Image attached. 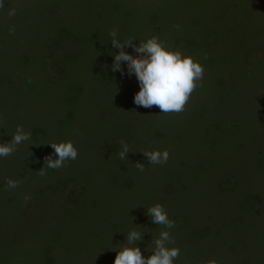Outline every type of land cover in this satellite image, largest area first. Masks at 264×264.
<instances>
[{
    "label": "trees",
    "instance_id": "1",
    "mask_svg": "<svg viewBox=\"0 0 264 264\" xmlns=\"http://www.w3.org/2000/svg\"><path fill=\"white\" fill-rule=\"evenodd\" d=\"M212 2H217L215 9H204L196 0H3L0 51L7 37L12 45L0 56V106L16 118L10 122L12 130L23 126L31 139L23 149L18 145L12 155L0 159L4 185L0 187V264H21L24 247L42 238L48 228L35 226L33 218L43 207L50 208L51 251L69 243L81 224L89 170L81 171L79 166L87 160L98 163V175L108 177V191L121 195L117 203L121 208H129V200L135 201L130 195L139 196L140 187L147 191L146 210L156 203L163 205L175 227L160 225L162 230L173 239L191 241L195 248L185 251L183 263L216 259L219 264H231L235 258L241 264H264V228L255 229L264 226V30L255 26L259 21L264 26V0ZM252 3L256 7L244 20L251 30L235 31L232 16L245 14V7ZM113 29L121 42L134 39L137 45L152 36L165 37L169 48L199 61L206 76L213 73L211 84L218 95L225 92L218 62L227 54L229 43H238L247 94L239 99L235 113L228 114L208 113L197 89L184 113L162 114L156 106H137L135 75H128L126 63L121 65L124 74L112 70L114 54L119 52L108 43ZM124 51L137 55L130 46ZM40 98L41 104L50 99L49 126L29 116L31 108L40 107ZM88 115L99 118L97 139L89 137L94 129L84 120ZM48 127L50 143L70 140L78 151L77 158L66 161L62 169L44 167L45 159L34 155L49 141ZM109 132L112 135L106 137ZM14 133L0 143L9 142ZM121 141L131 150L125 160L118 155ZM165 149L169 152L165 167L144 186L146 176L134 166L142 163L148 172V159L141 151ZM27 154L31 161L24 158ZM50 155L57 158L54 152ZM221 155L227 158L224 163L219 161ZM43 167L41 176L38 171ZM25 172L29 175L23 176ZM8 179L18 181V187L8 189ZM98 203L91 201V208ZM193 208L201 209L203 215L193 214ZM149 217L146 214V220ZM123 221L103 225L110 236L117 237ZM208 222H216L212 230ZM245 237L251 238L253 246L238 248ZM118 244H127L123 235ZM215 244L217 248H211ZM242 250L244 256L238 258L236 253ZM48 260L46 264H54L52 258Z\"/></svg>",
    "mask_w": 264,
    "mask_h": 264
},
{
    "label": "rangeland",
    "instance_id": "2",
    "mask_svg": "<svg viewBox=\"0 0 264 264\" xmlns=\"http://www.w3.org/2000/svg\"><path fill=\"white\" fill-rule=\"evenodd\" d=\"M212 1L213 0H196L197 4L198 2H200V4H203L201 6L204 9H215V5L217 4V2H212ZM207 2L210 3L212 6ZM255 7L256 4L252 3L249 9L245 7V10L247 11L245 14L241 15L240 13L241 11L239 10L240 12H237L232 16V26L235 31L237 30L238 32L241 31L243 33H246L245 30L247 32L251 30L252 27L248 26V21L246 22L244 20L247 19L249 14H251L249 10ZM209 24L210 23L208 22L206 26H209ZM255 26H257V30H264V26H262V23L260 21L258 22V25ZM107 37H109V40L111 39L109 35ZM164 38L165 37L162 36L160 37V40L164 41L165 40ZM6 40L7 42L5 43L4 49L0 51V56L6 55L10 50L8 47L12 45V42H10V37H7ZM108 43L111 44V42ZM248 43L250 45L252 42L250 41ZM229 44L231 46H227L225 48L226 50H228L227 54L223 56V60H221V62L220 61L218 62L221 64L222 76L224 77L223 83L225 86L224 88L225 92L222 95H218L219 93L215 92L211 84V78H212L211 76L213 74L212 72H208L207 76L204 74L202 81L199 82L200 86L196 88L200 97L198 100L204 106V108L208 113H217V112H226V114H228V112L235 113L236 107L240 106L239 99L244 94H247L245 85L243 84L245 81L244 76L246 74L245 73L246 71L244 69L243 59H241L242 55L240 52V48H237L238 43L231 42ZM253 48L256 47L253 46ZM14 55L16 56L17 54ZM14 55H12V57ZM2 64L3 63L0 61V66H2ZM95 90L97 91L96 93H98L99 85L95 86ZM49 98H47V100L42 104H41L42 98L37 100L38 103L41 105L37 110L32 108L30 109L31 112L29 113V116L31 120L32 119L35 120L36 118L38 119L39 117L42 119V122L45 123L47 126L50 125V115H53V112H51L50 110ZM19 101H21V99ZM85 104H88L93 107V103L86 102ZM26 105L27 104H25L24 106ZM10 112L11 114H15L13 111ZM84 117H87L84 118L85 122L89 125L92 124L90 127L94 129L93 134L90 135L89 137L92 139L94 138L97 139L99 131L97 130L98 127H96L95 123L99 121L98 116L88 115ZM15 120L16 118L14 116L9 115L7 113L6 108L3 109L0 106V140L3 141L6 140V136H9L8 135L9 133L12 134L16 131L15 129L12 130L14 128L13 126H10V122H13ZM48 128H49L48 129L49 141L45 145H43L40 149L36 150V153L34 154V155L38 154L37 156H40L43 159H45L46 156H49L50 152H54V149H50L52 148L49 144L50 127ZM111 135L112 133L109 132L106 135V137L107 136L110 137ZM247 141L248 144L249 142L251 143V140L248 139ZM24 145H26L25 142L20 144L19 148L23 149ZM27 156L28 154L25 155L24 158H26ZM27 159L28 161H31V158L27 157ZM226 159L227 158L225 155H221V159L219 161L224 163ZM97 164L98 163L96 162L88 163L87 160L86 163L79 166L81 171L89 170V174L87 175V181L84 184L86 189V193H85L86 196L82 198L84 208L80 212L79 215L80 218L78 219V221H80L81 224L77 222L79 225H76V231L72 235L73 238L69 241V243L67 241L61 248L53 249L51 251L52 248H50V243H49L50 219L48 217V214L50 213V208L46 209V207H43L41 209L42 212H40V215H36L33 218V220L36 224L35 226L48 228V230L42 233L43 234L42 238H38V240L37 239L32 240L24 247L23 250L24 256H21V264H46L48 263V261L50 262V260H48V257L54 260V264H114V259L117 254V250L118 248L122 247L121 245L118 244L119 236L123 235V237L126 239L127 234L131 230H137L142 233V240L136 242L137 246L140 247L142 254L145 257H148L152 254L149 248L153 247L152 240L159 237V233L161 232L162 227L160 225H157L156 228H153V226H151L152 220H150V217L146 220L147 210L144 208L145 207L144 200H146L145 198L147 197L146 196L147 191L141 189L140 187L139 196L136 197L132 194L130 195V197L134 198L135 201L132 202L131 200H129V205H128L129 208H121V206L117 204L121 200V195L114 194L108 191V187L105 185L106 183H108V177L104 176V174L98 175L100 168L96 166ZM165 164L150 165L148 161L147 162L148 172L146 171V165H145V169L143 172L146 178L142 181V184L146 186L149 184L148 182H150L151 180H155L157 178V173L155 174V172L165 167ZM60 169H62V167ZM27 170L29 172V170L31 171L32 169L29 168ZM147 173H149V176L147 175ZM25 175H29V174L23 173V176ZM6 177L7 176H4V178ZM121 177L122 175H119L115 179L119 182ZM3 186L4 185L1 183L0 187ZM123 194L125 195L126 198H129V195L127 193H123ZM91 201L99 202V203L95 208H91ZM103 205L108 206V208H106ZM201 208H203V206H201ZM52 210L54 209L52 208ZM101 210H107L106 214L100 213ZM193 210H194L193 214L197 213V215L200 216L203 215L201 209L198 210V212L195 208H193ZM102 217H105V219L102 220L101 219ZM213 217L215 218V214H213ZM126 219L131 220L132 224L129 225V222L126 221ZM118 220L119 221L124 220L122 222L123 225L120 227L119 232L117 233L118 236L117 237L115 235L110 236V232L107 228H104L103 222H106L107 224H112L114 221H118ZM208 224H209L208 229L212 230V227H215L216 222H208ZM262 228H264V226L259 225L256 226L255 229L262 230ZM250 239H251L250 237L248 238L245 237L241 239L238 248L241 249V247L245 248V247H249L248 245L250 244L252 245L251 243L252 240ZM173 240H174V244H169L168 246L178 247L180 249V255L174 261V264H185L183 263V259L186 258L185 251L186 252L188 251L190 253L194 251L195 248L193 247V243L187 239H183L182 241L176 239ZM217 243L218 245H220V243L223 242L217 241ZM211 248L214 249L217 248V244L213 245ZM243 252L244 250H242L240 253L239 252L236 253L237 257L238 258H241V256L243 257L244 256ZM238 261L239 264H241V260ZM238 261L237 259L234 258L232 262L230 261L229 262L231 264H238Z\"/></svg>",
    "mask_w": 264,
    "mask_h": 264
},
{
    "label": "clouds",
    "instance_id": "3",
    "mask_svg": "<svg viewBox=\"0 0 264 264\" xmlns=\"http://www.w3.org/2000/svg\"><path fill=\"white\" fill-rule=\"evenodd\" d=\"M3 8V0H0V9ZM15 10H10L8 15L11 17ZM179 28V25L176 26ZM14 32L15 29H10ZM111 43L114 48L119 49L114 54L113 71H120L124 74L122 63L127 65L128 75H135L139 83V91L134 95V103L137 106L151 108L156 106L162 114L181 113L184 111L192 93L200 86L204 76V67L191 55H185L180 50L169 48L159 37L152 36L146 40H140V43L134 44V39H128L121 42L117 39V31L111 30L109 33ZM132 47L137 55H132L124 48ZM31 139V133L25 132L23 126H17L15 133L7 143H0V157L12 155L18 145ZM54 149L56 159L51 155L46 156L44 160L47 168L59 169L64 166L66 161L75 160L78 151L72 141L49 143ZM130 147L123 141L120 142L118 152L121 160L126 159ZM148 159L150 165L167 163L169 152L167 149L141 151ZM139 171H144L145 165L137 162L135 165ZM44 167L38 171V174L45 175ZM18 181L8 179L6 187L14 189L18 187ZM148 216L153 223L164 226L165 229L175 227V222L170 220L163 205L156 203L147 208ZM127 244L118 248L114 259V264H174V261L180 255L178 247H169L174 244L171 234L167 230H161L159 237L152 240L153 247L149 248L152 254L145 257L136 242L142 240V233L137 230H131L127 234ZM203 264H219L216 259H209Z\"/></svg>",
    "mask_w": 264,
    "mask_h": 264
}]
</instances>
